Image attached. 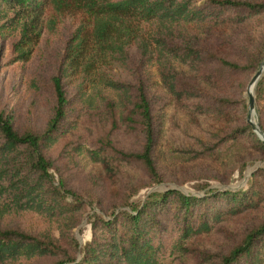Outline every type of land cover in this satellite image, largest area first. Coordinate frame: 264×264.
<instances>
[{
  "label": "trees",
  "instance_id": "16d2710c",
  "mask_svg": "<svg viewBox=\"0 0 264 264\" xmlns=\"http://www.w3.org/2000/svg\"><path fill=\"white\" fill-rule=\"evenodd\" d=\"M262 13L264 0H0V26L18 31L15 60H29L43 35L56 31L65 16L77 20L50 77L55 106L46 125L20 130L0 111V220L13 212L32 211L51 223L37 232L0 225V264L43 257L52 258L51 264H167L171 253L188 251V239L213 231L228 216L260 207L264 166L255 168L250 184L240 189L203 186L202 193H193L168 187L149 192L130 207L94 210L88 215L92 236L81 243L74 229L90 202L56 180L49 151L77 124L72 113L79 117V111H90L110 121L111 128L125 125L145 136L142 150L125 151L114 148L105 132L99 137L101 146L89 149L95 160L108 166L106 152L115 150L122 158L140 160L154 180H162L152 153L155 117L149 86L128 73L133 50L157 68L165 97L196 111L222 112L228 99L210 90L219 76L205 69L218 64L255 71L264 59V36L248 65L223 55L209 36L221 26ZM67 82L76 87L72 98ZM255 95L264 129V73ZM243 107L245 114V99ZM241 138L245 148L250 144L264 151V141L245 117L222 135L224 143H240ZM199 144L193 157L217 153L209 141L200 139ZM67 150L74 156L73 149ZM262 245L264 218L246 226L215 264H264Z\"/></svg>",
  "mask_w": 264,
  "mask_h": 264
},
{
  "label": "rangeland",
  "instance_id": "374dc122",
  "mask_svg": "<svg viewBox=\"0 0 264 264\" xmlns=\"http://www.w3.org/2000/svg\"><path fill=\"white\" fill-rule=\"evenodd\" d=\"M76 22L74 15L65 16L56 31L43 35L27 61L14 58L13 45L18 38V31L3 28V32L0 26V111L10 115L20 130L43 128L52 116L55 96L50 77L56 72ZM263 36L264 13L244 22L219 27L210 34L209 41L226 57L248 65ZM130 62L128 73L137 75L149 86L155 117L152 153L162 180H154L140 160L122 158L115 150L106 152L111 161L108 166L95 160L89 153V149L101 146L99 137L105 132L109 133L112 145L117 150L140 151L145 142L143 133L128 130L125 125L111 128L110 121L90 111H79V117L72 113V118L78 120L77 124L66 129L49 154L56 180H63L90 202L86 205L82 222L74 229L81 243L92 236L88 215L94 210L105 212L130 207L149 192L168 187L193 193H202L203 186L240 189L250 184L248 181L255 168L264 166V151L250 144L245 148L241 144L243 138L240 143L233 140L224 143L222 139L225 132L236 129L244 117L247 119L248 87L260 63L253 72L250 68L233 71L221 68L218 64L207 66L206 71L219 76L215 87L210 89L213 92L211 95L216 93L228 99L224 111L212 113L196 111L185 107L180 101L165 97L164 88L158 83L157 68L151 62L142 60L137 49L133 50ZM66 88L72 98L76 91L74 82H67ZM244 99L247 102L245 114ZM254 117L262 123L258 105ZM200 139L209 141L210 147L216 148L217 153L208 152L205 157H193L199 148ZM77 145L83 150L76 151ZM67 149H73L74 156ZM221 153L230 155L223 157ZM259 179L264 190V176ZM262 218L264 202L258 208L228 216L213 231L188 239L185 243L188 251L183 248L176 250L166 258V263L215 264L246 226ZM8 224L36 232L51 225L32 211L13 212L0 220V225ZM18 262L51 264L52 258Z\"/></svg>",
  "mask_w": 264,
  "mask_h": 264
},
{
  "label": "water",
  "instance_id": "95a60500",
  "mask_svg": "<svg viewBox=\"0 0 264 264\" xmlns=\"http://www.w3.org/2000/svg\"><path fill=\"white\" fill-rule=\"evenodd\" d=\"M264 72V59L261 60L259 68L256 70L254 75L251 78L249 87H248V113H247V121L252 125L255 132L261 137L264 141V129L262 128L259 121H257L254 117L256 112V95H255V86Z\"/></svg>",
  "mask_w": 264,
  "mask_h": 264
}]
</instances>
